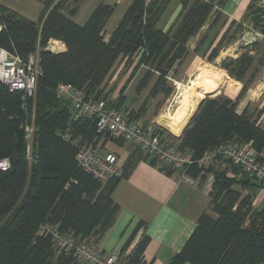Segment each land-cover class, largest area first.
<instances>
[{"label":"trees","instance_id":"16d2710c","mask_svg":"<svg viewBox=\"0 0 264 264\" xmlns=\"http://www.w3.org/2000/svg\"><path fill=\"white\" fill-rule=\"evenodd\" d=\"M39 1L44 9L38 21L26 19L0 3V48L26 59L40 47L42 70L35 100L32 162L28 159L24 130V123L27 119L31 122V116L22 108V94L11 93L0 83V160L11 162L9 170L0 171V264H82L58 250L50 235H40L41 225H52L61 234H74L89 243L100 240L120 210L112 195L121 179L130 175L135 161L130 159L122 175L105 184L82 170L76 161L77 149L60 135L70 131L86 142L97 138L105 144L109 136L99 134L95 122L88 118L73 119L70 101L57 95L58 85L72 84L96 101L104 100L122 112L121 102L106 100V80L119 61L130 73L128 82L145 67L136 88V92L149 89L144 103L135 113L122 112L130 121L140 122L148 111V102L160 95L164 100L172 96L175 88L170 75L177 74L190 53V41L210 19L213 17L209 29L224 17L228 0H180V22L167 31L158 26L173 0H133L108 40L105 27L115 6L105 0L83 25H78L74 17L85 0ZM262 1L251 0L241 22L229 19L231 27L223 37H233L232 32L242 34L247 20L264 35ZM51 40L62 42L67 51L48 50ZM206 42L207 36L201 38L194 53L200 54ZM218 55L219 47H215L204 58L214 62ZM256 59L247 50L237 59L228 58L220 64V69L230 76L229 92L202 100L181 136H171L180 151L200 159L207 151L232 141L250 144L259 156L264 153L261 123L247 109L238 112L256 78ZM263 63L262 60L260 65ZM219 84L220 80L209 70L199 93L211 94ZM154 127L164 139L165 130ZM139 152L152 165L158 163L151 155ZM232 166L229 169L233 174L212 164L205 168L194 165L185 172L201 182L213 176L210 212L199 216L184 247L170 264H264V209L254 207V195L244 194L253 184L263 186ZM161 168L168 174L173 171ZM143 226L141 222L123 246L120 256L126 264H146L144 254L150 243L146 235L130 255L123 256Z\"/></svg>","mask_w":264,"mask_h":264},{"label":"built area","instance_id":"2783aa9c","mask_svg":"<svg viewBox=\"0 0 264 264\" xmlns=\"http://www.w3.org/2000/svg\"><path fill=\"white\" fill-rule=\"evenodd\" d=\"M55 42L65 47L63 43ZM51 51L62 53V51ZM41 75L39 50L23 59L17 54L0 48V83L9 92L22 94V108L31 116V122L27 119L24 123L28 141L27 155L30 162L33 160V138L36 131L37 84ZM57 95L70 101L73 119L85 117L94 121L99 134L133 144L139 151L156 158L166 168L180 170L185 174L194 165L205 168L221 160L239 167L244 174L261 184L264 189V158L259 156L250 144L227 142L216 149L207 151L200 159H194L190 152L180 151L177 146L167 143L156 132L154 126L130 121L125 114L116 108L109 107L104 100L96 101L84 90L77 89L72 84L60 83L57 87ZM31 105L32 111H30ZM60 136L77 149L78 166L92 174L102 184L122 175L123 168L119 165L117 156L106 151L97 138L92 142H86L81 136H75L70 131ZM10 168L9 159L0 160V171H7ZM39 234L50 235L58 250L72 255L82 264H126L124 257L120 254L104 253L95 245L74 234H61L52 225H41Z\"/></svg>","mask_w":264,"mask_h":264},{"label":"crops","instance_id":"0c3cea01","mask_svg":"<svg viewBox=\"0 0 264 264\" xmlns=\"http://www.w3.org/2000/svg\"><path fill=\"white\" fill-rule=\"evenodd\" d=\"M96 1L99 2L98 5L102 2V0ZM132 1L115 0L112 4L109 0H105L104 3L115 6V11L119 6H123V16ZM250 2L251 0H228L224 7V13L231 21H239ZM178 6L181 9V5ZM77 16L74 17V21L78 25H83L84 21L82 23L76 21ZM120 20L114 24L110 33L105 31L106 40L116 29ZM166 22L165 24L163 22L161 27L164 31L171 27L172 21L167 20ZM63 48L62 52H65L66 48ZM140 69L146 70L145 67ZM262 90H264V86H262ZM105 93L108 94L107 91ZM239 107L238 112L247 109L248 114L254 119H258L264 128V102H240ZM110 150L117 156L118 163L123 170L130 159H133L135 164L130 175L121 179L112 195V199L119 205L120 210L111 227L100 240L92 239L91 243L104 253L121 254L123 246L131 234L143 222L144 226L140 227L123 256L130 255L146 235L150 238V243L144 254L146 264H170L172 258L184 247L199 216L206 211L210 212V191L214 181L213 176L209 175L206 181L201 182L186 176L180 170H173L171 174H168L161 168L160 163L152 165L149 160L143 159L145 155L140 154L139 151L135 152V147L128 143L123 146L111 145ZM261 157L264 158V153ZM221 162L223 161H217L213 163V166L220 168ZM222 169L228 170L229 174L232 173L229 168ZM244 194L254 195V207L264 209L263 188L253 184L244 191ZM211 214L216 217L214 213Z\"/></svg>","mask_w":264,"mask_h":264},{"label":"rangeland","instance_id":"374dc122","mask_svg":"<svg viewBox=\"0 0 264 264\" xmlns=\"http://www.w3.org/2000/svg\"><path fill=\"white\" fill-rule=\"evenodd\" d=\"M114 1L115 0H109V2L112 4L114 3ZM0 2L15 9L17 12L20 13L22 17L29 19L31 21H38L44 9L43 4L39 0H0ZM263 2L264 0L262 1V3ZM98 3L99 2H97L96 0H86L83 4H81L79 9V14H77L78 16L76 15L77 16L76 21L78 23H82L84 21L83 23H85V21L88 19L91 12L95 9ZM179 4H180V0L172 1L171 5L168 7L169 9H167L165 16L163 17L162 22L158 26L159 28L162 27L163 22H164L163 24L167 23L166 22L167 20L172 21L171 26L178 25L182 15V9L178 8ZM122 10H123V6H119L116 9L115 14L111 18L105 29L106 33H110V31L114 27V24H116V22L119 19H121ZM212 19L213 17L203 27L200 33L190 41L189 43L190 53L188 57L184 60L182 65L179 67L177 74L170 75V79H169L170 83H172L175 88L172 96L169 99L164 100L163 96L160 95L156 99L148 102L147 104L148 111L145 114V116L141 118L140 121L146 126L159 125V127H162L166 132L164 140L169 144H174L175 146H177L176 142L172 141L171 136H175L177 138L180 137L183 130L189 123L190 119L184 125V127L182 128L179 134L172 133L167 128L166 122L173 120L174 114L176 113L177 109L181 106V101H183L185 97L191 96V94L190 93L188 94L187 92L200 94L199 92L202 91L201 87L204 84L206 78L208 77L209 70H211L213 74L217 76V78L220 80V84L217 86L218 88L215 92L211 94H205L204 96L202 95L203 97H201L198 106L201 103V101L206 98H217L223 96L225 92L227 91L229 92L228 85L230 81V76L220 69V64L228 58L237 59L243 53L247 52V50L251 51V53L257 57L253 67L254 69L258 67L256 78L254 80L252 87L250 88L247 95L244 97V99L241 102H264V90H262V86H264L263 84L264 63L260 65V62L262 60L264 61V35L256 31L253 28V24L251 23V21L247 20L244 23V31L242 34L241 33L235 34L232 32L231 34H234L233 37L229 36L227 38H224L223 35L227 33L228 29L231 27L229 18L224 13V17L221 18L218 24H216L213 28L209 29V25ZM242 19L243 17L237 22H241ZM204 36H207V42L205 46L201 48L200 54H195L194 49L197 46L199 40ZM52 41H57V40H51L50 42ZM255 43L257 44L253 45ZM215 47H219V55L214 62H208L204 58V56L209 55L211 53V50ZM49 49L51 51V48ZM37 50L40 51V47H38ZM61 50H64L63 46H61ZM55 53H60V52H55ZM203 53H205L204 56ZM126 70L127 69L124 66L123 61H119L116 64L114 70L112 71L110 77L106 80L104 89L105 92L106 91L108 92V94L105 97L106 100L108 102H112V101L121 102L120 110H122L123 113L128 114L131 111H134V113L139 111L141 105L144 103L147 97L149 89L143 92H136L137 85L139 83L142 74L144 73V69H139V71L135 74V77L130 82H128L130 73H127L129 71ZM123 87H124V91L123 93H121V89ZM122 95L125 96L124 101H122L123 98ZM190 103L192 104L193 102ZM197 108L195 112L197 111ZM195 112L193 113V115L195 114ZM125 143L128 142L122 141L119 143L111 138H109L106 144L103 143V140L100 142L101 146L107 151H111L110 150L111 145L123 146ZM136 149L137 148L135 147V152L138 151ZM158 163L160 162L158 161ZM221 163L222 164L221 166H219L220 167L219 169L233 168L232 164L228 162H221Z\"/></svg>","mask_w":264,"mask_h":264},{"label":"bare ground","instance_id":"6f19581e","mask_svg":"<svg viewBox=\"0 0 264 264\" xmlns=\"http://www.w3.org/2000/svg\"><path fill=\"white\" fill-rule=\"evenodd\" d=\"M48 48H51V50L62 51L61 45H59L55 41L50 42V46ZM187 93L188 94L190 93L191 96L185 98L183 97L184 100L181 101V106L177 109L176 113L174 114L173 120L166 122L167 128L174 134H179L181 132L184 125L189 121V119L195 112L198 103L201 100V97H203L202 95L195 94L193 92H187ZM190 102L193 103L191 104Z\"/></svg>","mask_w":264,"mask_h":264},{"label":"water","instance_id":"95a60500","mask_svg":"<svg viewBox=\"0 0 264 264\" xmlns=\"http://www.w3.org/2000/svg\"><path fill=\"white\" fill-rule=\"evenodd\" d=\"M191 118H192V116H191ZM191 118H190V119H191Z\"/></svg>","mask_w":264,"mask_h":264}]
</instances>
